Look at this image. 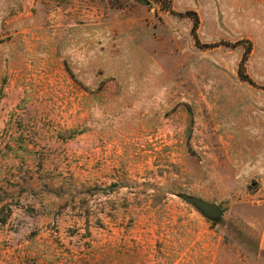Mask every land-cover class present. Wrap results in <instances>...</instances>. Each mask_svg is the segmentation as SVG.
<instances>
[{
    "label": "rangeland",
    "instance_id": "rangeland-1",
    "mask_svg": "<svg viewBox=\"0 0 264 264\" xmlns=\"http://www.w3.org/2000/svg\"><path fill=\"white\" fill-rule=\"evenodd\" d=\"M127 11L141 45L116 52ZM14 15L30 31L0 34L2 78L27 59L41 83V61L61 58L67 76L34 96L59 123L80 116L65 133L97 132L110 153L65 231L0 230V264H264V0H0V24ZM63 82L74 92L51 91Z\"/></svg>",
    "mask_w": 264,
    "mask_h": 264
},
{
    "label": "crops",
    "instance_id": "crops-1",
    "mask_svg": "<svg viewBox=\"0 0 264 264\" xmlns=\"http://www.w3.org/2000/svg\"><path fill=\"white\" fill-rule=\"evenodd\" d=\"M121 19L113 28L117 35L113 37L114 51L126 52L130 46L140 48L141 18L127 11ZM29 31L26 23L17 21L16 15L2 19L0 24V34L10 38L8 44L13 35ZM89 39V44L97 47L96 33ZM55 43L72 42L60 38ZM3 44L7 41L0 43ZM78 44H83L82 39ZM3 60L0 53V218L3 219L0 230L9 233L10 228L11 233V228H15L19 237L49 236L55 231H65L61 227L69 221L67 214L79 204L81 192L101 181L98 158L102 154L107 162L110 145L108 142L104 145L107 139L92 130L67 135L65 132L78 127L80 116L76 118L74 114L72 119L59 123L50 112L47 97L34 96L35 87L46 85L42 89L46 91L53 78L67 76L60 72L64 66L61 58L41 61L44 70L41 83L35 81L33 74H27L30 66L27 59L21 60L25 64L21 62L20 67L17 65L20 61L14 59L17 61L14 70L10 69L7 78H2ZM55 63L57 71L53 72ZM74 85L63 82L51 91L74 92ZM76 107L75 104L71 109Z\"/></svg>",
    "mask_w": 264,
    "mask_h": 264
},
{
    "label": "water",
    "instance_id": "water-1",
    "mask_svg": "<svg viewBox=\"0 0 264 264\" xmlns=\"http://www.w3.org/2000/svg\"><path fill=\"white\" fill-rule=\"evenodd\" d=\"M182 200L195 208L204 218L210 221H219L223 215L222 209L215 203H208L197 197L183 195Z\"/></svg>",
    "mask_w": 264,
    "mask_h": 264
},
{
    "label": "trees",
    "instance_id": "trees-1",
    "mask_svg": "<svg viewBox=\"0 0 264 264\" xmlns=\"http://www.w3.org/2000/svg\"><path fill=\"white\" fill-rule=\"evenodd\" d=\"M83 131L82 130H80V131H77V132H75L74 134H76V133H82ZM3 221V219L2 218H0V222H2ZM213 223V222H212ZM215 223V222H214Z\"/></svg>",
    "mask_w": 264,
    "mask_h": 264
}]
</instances>
